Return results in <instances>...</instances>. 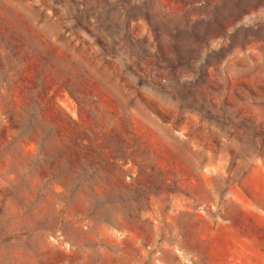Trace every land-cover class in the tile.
<instances>
[{"label":"rangeland","instance_id":"rangeland-1","mask_svg":"<svg viewBox=\"0 0 264 264\" xmlns=\"http://www.w3.org/2000/svg\"><path fill=\"white\" fill-rule=\"evenodd\" d=\"M0 264H264V0H0Z\"/></svg>","mask_w":264,"mask_h":264}]
</instances>
